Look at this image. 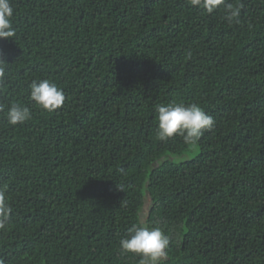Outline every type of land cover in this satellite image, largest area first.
Returning <instances> with one entry per match:
<instances>
[{
	"label": "trees",
	"instance_id": "1",
	"mask_svg": "<svg viewBox=\"0 0 264 264\" xmlns=\"http://www.w3.org/2000/svg\"><path fill=\"white\" fill-rule=\"evenodd\" d=\"M10 3L0 262L140 264L119 241L144 225L170 239L162 264H264V0ZM45 79L66 96L51 113L30 100ZM173 102L214 118L196 145L156 138V106ZM12 104L31 119L9 124Z\"/></svg>",
	"mask_w": 264,
	"mask_h": 264
},
{
	"label": "clouds",
	"instance_id": "2",
	"mask_svg": "<svg viewBox=\"0 0 264 264\" xmlns=\"http://www.w3.org/2000/svg\"><path fill=\"white\" fill-rule=\"evenodd\" d=\"M226 19L229 22L239 23L240 9H233L231 4H226ZM14 9L10 0H0V40H8L15 37V29L12 27L11 18ZM6 65L0 58V86L6 82ZM30 100L46 112H54L60 109L66 101V96L60 87L45 79L40 82L33 81L30 85ZM3 105H0V111ZM158 127L156 138L161 142H167L174 137H182L186 145H196L205 131H211L215 126L214 118L207 114L197 103H169L157 105ZM9 124L16 126L31 119L28 107L20 104H12L7 111ZM121 190V189H120ZM12 212L6 202L5 193L0 191V230L6 228V221ZM123 253H132L140 258V264H162L167 260V249L170 239L159 227L133 226L125 238L119 241ZM2 264V262H0Z\"/></svg>",
	"mask_w": 264,
	"mask_h": 264
},
{
	"label": "rangeland",
	"instance_id": "3",
	"mask_svg": "<svg viewBox=\"0 0 264 264\" xmlns=\"http://www.w3.org/2000/svg\"><path fill=\"white\" fill-rule=\"evenodd\" d=\"M199 154V149L197 147H193L190 151L182 153V154H166L160 160H158L154 167H158L164 163H172V164H185L193 161Z\"/></svg>",
	"mask_w": 264,
	"mask_h": 264
}]
</instances>
